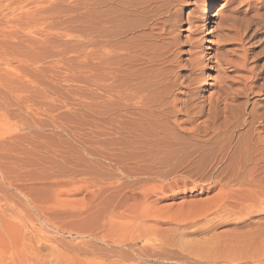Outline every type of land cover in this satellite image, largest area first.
<instances>
[{
	"label": "rangeland",
	"instance_id": "374dc122",
	"mask_svg": "<svg viewBox=\"0 0 264 264\" xmlns=\"http://www.w3.org/2000/svg\"><path fill=\"white\" fill-rule=\"evenodd\" d=\"M156 8L183 52L191 39L209 57L226 36L237 64L227 75H246L233 71L245 59L264 68V0ZM121 10V0H0V169L12 180L0 174V264H264V249L236 236L264 212H220L219 170L156 168L124 153L121 49L137 14ZM206 68L203 97L220 76Z\"/></svg>",
	"mask_w": 264,
	"mask_h": 264
},
{
	"label": "bare ground",
	"instance_id": "6f19581e",
	"mask_svg": "<svg viewBox=\"0 0 264 264\" xmlns=\"http://www.w3.org/2000/svg\"><path fill=\"white\" fill-rule=\"evenodd\" d=\"M131 1L121 0V8L125 10H121V16L137 14V24L136 19L127 18V15L125 19L121 18L135 21H131L133 27L128 20L125 22L131 26L130 29L127 24L126 28L135 33L132 43H128V49H123L121 43V50L126 52L125 57L128 56L127 63H121V82L128 83L125 88L121 85L124 153L143 158L149 166L156 168L188 170L198 165L213 167L223 174L226 181L222 197L225 199L218 207L220 212L239 219L255 211L263 213L264 68L256 70L250 67L242 56L244 64L242 62V67L239 68V64L233 71L235 74L245 71L248 75H234L232 80L227 69L237 64L224 50L229 44L224 38L226 36L221 38L222 46L209 57L201 54L197 43L191 39L183 52L180 42L168 37L170 30L166 33L168 36L162 30L164 23L159 18L167 12L156 8L160 0ZM207 9L209 7L204 12L205 23L208 21ZM169 15L173 26L181 23L172 12ZM125 34L122 31L121 35ZM205 65L220 76L214 79L215 92L203 97L199 88ZM123 71L126 72L123 74ZM203 116L205 118L197 122ZM198 139L202 141L197 142ZM1 171L2 179L12 184L11 178ZM255 223L256 227L251 232L236 235L237 241L245 249L251 247L254 252H261L264 249V222Z\"/></svg>",
	"mask_w": 264,
	"mask_h": 264
}]
</instances>
